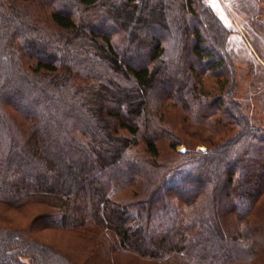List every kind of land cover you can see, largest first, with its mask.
<instances>
[{"label":"trees","instance_id":"16d2710c","mask_svg":"<svg viewBox=\"0 0 264 264\" xmlns=\"http://www.w3.org/2000/svg\"><path fill=\"white\" fill-rule=\"evenodd\" d=\"M228 32L205 0H0V264H264Z\"/></svg>","mask_w":264,"mask_h":264},{"label":"rangeland","instance_id":"374dc122","mask_svg":"<svg viewBox=\"0 0 264 264\" xmlns=\"http://www.w3.org/2000/svg\"><path fill=\"white\" fill-rule=\"evenodd\" d=\"M255 3H264V0H205V4L210 6L214 14L222 22L223 26L228 32L227 53L232 59L234 71H236V82L238 84L237 98L250 111V117L254 126L262 125L264 128V115L262 108H264V71L261 67H254L252 69L248 63L246 52H248V45L242 42L239 37V27L244 28L242 23L246 26L254 23V28L257 33H262L264 28V7L257 10L254 7ZM258 25V27H257ZM252 44H254L252 42ZM248 47V48H247ZM254 65V62H251ZM259 69V70H258ZM206 91H210L213 85H217L215 80H204ZM190 132L196 134L200 138L207 140L214 137V135L203 128H188ZM179 151H184V147L178 148ZM202 152H206L203 146L199 148ZM118 264H136L128 263L124 260L118 261Z\"/></svg>","mask_w":264,"mask_h":264},{"label":"crops","instance_id":"0c3cea01","mask_svg":"<svg viewBox=\"0 0 264 264\" xmlns=\"http://www.w3.org/2000/svg\"><path fill=\"white\" fill-rule=\"evenodd\" d=\"M254 6L255 9L260 10L263 9L264 3H255V5L251 7ZM242 25L244 28L242 29V27H239L237 31L242 42L249 46V48L247 47L248 52H246V56H248V60L251 61L248 64L252 69H254L253 66L256 68L258 66L263 68L264 71V28L262 29V33H257V30L254 28V23L246 26L242 23ZM252 42L254 44H252ZM252 61L254 65H252ZM262 110L264 115V108H262Z\"/></svg>","mask_w":264,"mask_h":264}]
</instances>
